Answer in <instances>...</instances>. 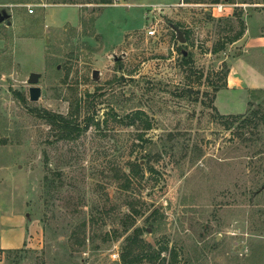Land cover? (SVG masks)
I'll return each mask as SVG.
<instances>
[{
	"label": "rangeland",
	"instance_id": "374dc122",
	"mask_svg": "<svg viewBox=\"0 0 264 264\" xmlns=\"http://www.w3.org/2000/svg\"><path fill=\"white\" fill-rule=\"evenodd\" d=\"M100 1L0 0V238L16 214L40 236L0 264H121L136 228L167 264H264V93L244 115L213 106L229 68L213 50L264 0H228L243 6L224 18L214 0ZM78 107L100 125L76 140L40 115ZM137 110L152 129L129 124Z\"/></svg>",
	"mask_w": 264,
	"mask_h": 264
},
{
	"label": "crops",
	"instance_id": "0c3cea01",
	"mask_svg": "<svg viewBox=\"0 0 264 264\" xmlns=\"http://www.w3.org/2000/svg\"><path fill=\"white\" fill-rule=\"evenodd\" d=\"M227 53V87L216 94L213 105L222 116L244 115L252 96L264 93V3H256L248 12L244 36ZM2 221L0 249L13 251L40 242L39 228L28 216H5Z\"/></svg>",
	"mask_w": 264,
	"mask_h": 264
},
{
	"label": "trees",
	"instance_id": "16d2710c",
	"mask_svg": "<svg viewBox=\"0 0 264 264\" xmlns=\"http://www.w3.org/2000/svg\"><path fill=\"white\" fill-rule=\"evenodd\" d=\"M220 1L221 0H214L212 4L220 3ZM110 3H111L110 0L100 1V4L103 5H107ZM197 3L203 4L205 3V1L200 0ZM235 16L236 19H238L239 31L234 36L228 38L225 42H223L219 48H214L213 53H219L227 49L230 45L234 44L244 36L246 32V23L243 18L241 19L238 18L237 13ZM226 22L228 23L229 28L232 27L233 29L235 27L234 21H230L226 19ZM184 38L188 42L189 37H184ZM192 58L193 55L189 54L184 58V62L189 64ZM228 74H229V69L224 73V84H222L221 86H216L215 88L216 94L220 90L227 87L226 79L228 77ZM23 101L26 102V99H23ZM40 115L42 116V118H45L47 120L49 125L55 128L58 127L61 140H76L85 132L86 128H89L93 124L100 125V121H97V118H95L94 120L88 119L85 125L79 123L80 107H78L77 110L76 120L73 119V116L67 117L63 115H57L49 111H44L43 114L40 113ZM232 118H238V117L233 116ZM129 119H130L129 124L132 126L136 125L137 123H142L146 130L152 129L153 125L151 123V120L148 119L147 113L145 111L137 110L132 115H130ZM140 139L143 141L144 136L141 135ZM137 167L140 168L141 166L137 163ZM134 226H135V222L132 221L129 225L125 227V232H128ZM143 234H144V229L136 228L133 234L127 237L126 244L123 247L121 253V264H144V262H147V264H167V259L165 257H162L165 249L156 250L152 244L148 243L147 241L141 238ZM82 246H84V243H82ZM175 260H177V257L174 255L173 261H169V264H176Z\"/></svg>",
	"mask_w": 264,
	"mask_h": 264
},
{
	"label": "built area",
	"instance_id": "2783aa9c",
	"mask_svg": "<svg viewBox=\"0 0 264 264\" xmlns=\"http://www.w3.org/2000/svg\"><path fill=\"white\" fill-rule=\"evenodd\" d=\"M243 5L240 4H231L228 0H225L221 3L210 5V12L214 18H224L229 17L235 14V8L241 7ZM30 14H34V10L30 8ZM148 34L152 37L156 36L157 30L155 27H151L148 31Z\"/></svg>",
	"mask_w": 264,
	"mask_h": 264
},
{
	"label": "water",
	"instance_id": "95a60500",
	"mask_svg": "<svg viewBox=\"0 0 264 264\" xmlns=\"http://www.w3.org/2000/svg\"><path fill=\"white\" fill-rule=\"evenodd\" d=\"M6 20V17L1 16L0 17V23H3ZM8 25L11 26L12 23L8 22ZM178 39L181 43H185L186 39L184 38V36L182 35L181 32L178 33ZM99 76H100V72L99 71H94L93 74V79L98 81L99 80ZM41 78V74L38 73H32L30 78H29V84L31 85L30 88V100L32 102H38L41 99L42 96V89L38 86L39 80Z\"/></svg>",
	"mask_w": 264,
	"mask_h": 264
}]
</instances>
